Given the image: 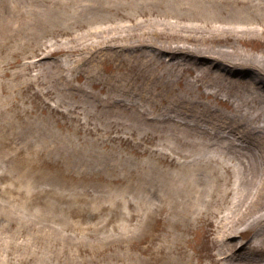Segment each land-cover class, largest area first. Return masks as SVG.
Here are the masks:
<instances>
[{"label": "rangeland", "instance_id": "rangeland-1", "mask_svg": "<svg viewBox=\"0 0 264 264\" xmlns=\"http://www.w3.org/2000/svg\"><path fill=\"white\" fill-rule=\"evenodd\" d=\"M127 1L129 0H123L122 6ZM135 1L138 5L140 2L141 13V16L134 17L135 27L123 28L124 31L111 28L112 32H107L108 34L116 32L122 38L109 34L106 39L100 40L103 43L91 42L93 44L87 47L94 49L91 59L75 62L71 67L72 73L62 71L64 75L72 78L68 89L76 94L77 99L83 100L84 97L75 88L84 87L98 95L110 94L115 98H122L125 102L135 100L140 108L156 117L171 115L174 121L180 118L204 125H207L206 120H210L217 124L212 129L218 128L219 132H228L234 127L235 117L234 111L231 113L230 107L221 102V99L227 98V94L220 92L218 99L203 94L201 87L191 84L198 75L195 71L181 72L175 65H172V69H167L163 64L150 65L148 69L155 65L156 72L162 69L168 74H165L167 81H163L166 86H161L157 96L152 94L150 102L143 99L147 98L148 91L139 87L144 75H140L143 71L136 65H144L145 58L142 57L138 62L136 55L126 56L127 53L109 58L103 56L99 49L104 45H119L133 39L164 47L168 45L169 37L167 33L160 34L159 31L169 29L170 26L168 23L161 25L163 22L175 21L173 23L176 25L184 24V28L195 20L201 27L188 29L194 30L193 33L197 36L194 43L196 49H232L233 44V47L244 53L264 58V0H180L179 4L174 5L171 0ZM81 4L83 3H79L75 9H81ZM122 6L116 13L111 10L106 14L100 13V17H104L101 21H109L111 24L125 21L121 14ZM58 8L65 17L74 12L66 8V15L65 7ZM107 15L112 16L113 20H107L110 18ZM139 19H145V22L139 23ZM60 24L61 21L58 20L55 27L62 26ZM229 26L236 29L246 27L247 32L237 35V31L228 33ZM53 32L57 34V30ZM127 32L135 35L127 36ZM202 32L205 33L201 34ZM68 33L66 34L69 36ZM225 36L229 38L222 39ZM64 38L60 36L59 40ZM38 43L30 41L31 47L21 53V58L36 54L50 42L48 37H44L38 40ZM55 56L62 58L63 52ZM76 56L78 54H75V58ZM231 60L233 61V57ZM35 67L42 69V73L46 71V67L42 65ZM233 69L237 73L238 69ZM17 70L18 66H14L13 71ZM240 70H243L242 74H245L247 79L253 77L252 79L257 80L253 69ZM31 71L34 72L29 67L25 75L20 71L22 77L17 74L14 78H2L6 81V90L0 95V107L2 98L6 96L8 99L7 106L0 109V118H5L7 112L14 113L19 105H22L28 111L23 112V118L29 121L28 125L32 129L31 132L25 129L32 143L23 145L19 140L11 138L10 144L8 137H0V244L4 240L13 243L8 252L0 249V253H3L1 256L18 259L23 255L27 258L25 264H37L33 261L32 245L27 249L19 244L21 240L30 239L35 241L39 256L51 253L41 246L46 243H52L55 250H64L66 253L71 251L73 264H220L215 257L219 248L216 237L220 234V229L216 227L219 224L217 219L224 210L214 218L212 215L216 211L212 214L209 212V217L215 220L210 224L200 220L188 226L181 217L172 218L170 211L164 207L168 203V197L162 194L157 184L147 183V189L143 192L135 190L133 180L138 179V176L127 173L137 164L135 158L140 157L136 155L134 147L117 137L118 134L110 128L92 129L79 125L81 121L87 120L96 123L97 119L87 116L83 105L74 108L71 102L58 101L55 90L47 92L45 85H48V82L43 74L39 76L38 82L26 81V75ZM79 72L81 74L76 77ZM144 72L150 75L147 69H144ZM248 72L252 77L247 75ZM230 73L234 75L233 70H230ZM209 77L203 76L199 80L206 92L215 89L214 86L207 85L210 82ZM16 85L18 87L14 90ZM12 93H17L18 98L9 100ZM239 93L240 91L232 92L230 99L234 104L241 103L244 94ZM253 95L257 106L262 107L263 97L256 93ZM43 97L45 102L41 100ZM79 102L83 104L84 101ZM56 103L60 104L58 109L55 107ZM8 105H11V108H8ZM214 109L219 111L218 116L212 114ZM184 112L191 113L192 116L182 119ZM252 124L262 125L264 118ZM38 133L48 136V146L37 144L35 137ZM55 137L73 140L74 147L54 149L56 147L52 139ZM87 139L95 142L84 143ZM158 141L156 139L152 142L157 144ZM152 142L149 146H153ZM164 146L168 148V145ZM84 150L87 153L83 152ZM37 158L42 161L40 172L43 176L36 179L26 176L21 179L25 165L31 159L35 162ZM81 160H84V163L81 164ZM160 161L164 169H174L165 160ZM123 165H127V168H121ZM52 174L55 176L49 177ZM128 174V177L133 178L131 183L125 179ZM124 182H127L125 188ZM125 201H131L133 205L125 208ZM227 204L225 199L215 205V210L225 209ZM49 206L55 208L49 212ZM40 207H43L44 211L37 217L36 213ZM72 207H76V213L70 211ZM172 219H177L176 224L172 225ZM51 228H55L59 240L48 237L51 235ZM247 233L245 238L249 236ZM64 263L65 260L62 262L60 258L57 262L51 261V264Z\"/></svg>", "mask_w": 264, "mask_h": 264}, {"label": "bare ground", "instance_id": "bare-ground-1", "mask_svg": "<svg viewBox=\"0 0 264 264\" xmlns=\"http://www.w3.org/2000/svg\"><path fill=\"white\" fill-rule=\"evenodd\" d=\"M122 1L0 0V95L6 90V81L2 79L6 76L14 78L18 74L22 77L20 73L25 75L29 67L34 72L31 71L29 75H26V81L38 82L39 76L43 74L48 82V85H45L47 92L55 90L58 101L71 102L74 108L83 105L85 114L97 119L96 123L87 120V122L81 121L79 125L92 129L110 128L112 132L118 134L117 137H121V140L123 139L134 147L136 155L140 157L135 158L137 164H134V167L127 173L131 176L137 175L138 179L133 180L128 177L129 174L125 179L128 183L133 180L137 192L147 189V183L157 184L162 194L168 197V203L164 207L170 211L172 218L181 217L188 226L200 220H205L210 224L215 221L212 218L219 216V213L224 210L221 217L217 219L219 224L216 227L220 229V234L216 237L219 248L215 257L220 264H264V124L259 126L252 124L264 118V105L258 107L253 95L256 93L264 100V58L253 56L248 52L244 53L233 47V44L232 49L228 47L196 49L194 43H196L197 36L192 29L199 28L201 25L195 20L188 24L191 30L187 26L182 28L184 24H177L178 27L173 23L175 21L163 22L161 25L168 23L170 26L169 29H165L166 31H159L160 34L167 33L169 37L168 45L164 47L133 39L128 43L108 44L99 49L103 56L106 55L109 58L125 53H127L126 56L136 55L138 62L142 57L145 58L144 65H136L139 66L140 71H143L140 75H144L139 87L148 91L147 98L143 99L150 102L152 94L157 96L161 86H166L163 81H167L166 75H168L167 71L162 69L156 72L155 65L148 69L150 65L163 64L167 69H172V65H175L181 72L195 71L198 75L191 84L201 87L200 91L203 94L214 99L219 98L220 92L227 94V98L221 99V102L230 107L231 113L234 111L235 118L234 127L226 133L219 132L218 128L212 129L217 124L210 120H206L207 125H204L200 122L190 123L180 118L174 121L171 115L156 117L140 108L135 100L125 102L122 98H115L110 94L98 95L84 87L75 88L84 97L83 100L77 99L76 94L67 87L68 83L72 82V78L64 75L62 71L72 73L71 67L75 62L83 59L90 60L94 49L87 47L93 44L91 42L103 43L100 40L106 39L109 34H114L113 37H120L116 32L108 34L107 32H112L111 28L124 31L123 28L135 27L134 17L141 16L140 2L138 5L135 0H129L122 6ZM179 1L171 0L170 2L174 5L179 4ZM81 2L83 3L80 5L81 9H75ZM59 6L74 12L65 17L59 10ZM121 6V14L125 17V21L112 24L109 21H101L104 17H100V13L106 14L110 12L109 10L116 13ZM66 12H68L67 9L65 14ZM108 17L110 18L107 20H113L112 16ZM58 20L61 21L62 26L55 27ZM143 21L145 22V19H139V23ZM229 27L228 33L237 31V35L247 32L246 27L237 29ZM54 30H57V34L53 32ZM79 30L81 31L77 32ZM126 34L127 36L135 35L131 32ZM60 36L65 38L59 40ZM44 37H48L50 42L47 46L42 47L32 56L21 58V53L31 47L30 41L39 44L38 40ZM228 38L225 36L222 39ZM61 52H63L62 58L55 56ZM75 54H78L76 58ZM111 64L114 66L112 61ZM37 65L46 67L45 73H42V69L36 68ZM14 66H18L19 70L13 71ZM234 67L238 69L237 73ZM240 68L253 69L258 77L257 80L252 79L250 72L247 75L252 78L244 77L245 74H242L244 72ZM144 69H147L150 75H147ZM230 70H233L234 75H231ZM79 74L81 72L77 73L76 77ZM203 76H210V82L207 85L214 86V91L206 92L203 89V83H199ZM17 87L18 85L13 89L16 90ZM233 91H240L239 95L244 94L240 104H234L230 99ZM62 92L67 94H62ZM17 98L18 94L12 93L9 100ZM7 99L6 96L2 98L0 109L7 106ZM41 100L45 102L44 97ZM79 101L84 102L81 104ZM59 105L56 103L55 107L58 109ZM9 107L11 108V105H8ZM21 107L23 106L19 105L14 113L7 112L5 118H0V137H3L2 139L8 137L10 144L12 143L11 138L19 140L20 142H17L23 145L32 143L27 134V131L31 132L32 129L28 125L29 121L23 118V112L28 111ZM218 113L216 109L212 111V114L216 116ZM191 116V113L184 112L181 117L187 119L185 117ZM156 139L159 141L154 144ZM35 140L37 144L41 143V146H48L50 141L48 136L42 133H38ZM52 140L56 147L54 149L74 147L73 140L67 138L55 137ZM94 142L95 140L91 139L84 141L87 144ZM151 142L153 146H149ZM164 144L168 145V148ZM83 152L87 153L85 150ZM160 159L165 160L174 169H164ZM80 163H84V160ZM41 166V159L37 158L35 162L32 159L29 160L21 172V179L26 176L32 179L42 177ZM121 168H127V165ZM54 176L52 174L49 177ZM127 182H124V188ZM225 199L228 203L227 207L215 210V205ZM132 205L131 201H125V208H130ZM54 208V206H49V212ZM43 211V207H40L36 216L39 217ZM70 211L76 213L77 209L72 207ZM214 211L216 212L213 213ZM209 212L213 213L212 218L209 217ZM176 222L177 219L171 220L172 225ZM246 233L249 234L248 238L244 237ZM50 234L49 238L59 240L55 228H51ZM31 242L30 239L21 240L19 244L27 249L30 244L32 245L33 261L37 264H51L52 260L57 262L58 258L62 262L65 260L64 264L74 263L71 251L66 253L64 250H55L52 243H46L41 246L46 251L50 250L51 253L47 256L46 254L39 256L35 241ZM12 246L11 241L4 240L0 244V249L8 252ZM2 254L0 253V264H25L27 260L23 255L15 259L11 256H1Z\"/></svg>", "mask_w": 264, "mask_h": 264}]
</instances>
